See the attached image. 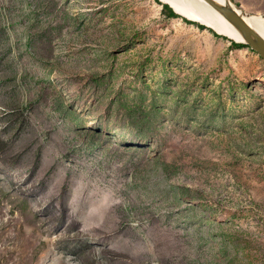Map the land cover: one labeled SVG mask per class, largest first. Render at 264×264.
Segmentation results:
<instances>
[{
  "label": "rangeland",
  "instance_id": "rangeland-1",
  "mask_svg": "<svg viewBox=\"0 0 264 264\" xmlns=\"http://www.w3.org/2000/svg\"><path fill=\"white\" fill-rule=\"evenodd\" d=\"M157 1L0 0V264H264V62Z\"/></svg>",
  "mask_w": 264,
  "mask_h": 264
},
{
  "label": "bare ground",
  "instance_id": "bare-ground-1",
  "mask_svg": "<svg viewBox=\"0 0 264 264\" xmlns=\"http://www.w3.org/2000/svg\"><path fill=\"white\" fill-rule=\"evenodd\" d=\"M167 3L180 16L212 28L219 35L240 42L238 33L220 15L213 11L203 0H160ZM222 1V0H218ZM185 17V18H186ZM245 21L264 38V18L245 17ZM221 32V33H220ZM223 33V34H222Z\"/></svg>",
  "mask_w": 264,
  "mask_h": 264
},
{
  "label": "water",
  "instance_id": "water-1",
  "mask_svg": "<svg viewBox=\"0 0 264 264\" xmlns=\"http://www.w3.org/2000/svg\"><path fill=\"white\" fill-rule=\"evenodd\" d=\"M203 1L213 11H215L218 15H220L226 22H228V24L238 33L241 40L240 42H238V41H235L234 39H230L228 37L226 38L233 41L234 43L246 45L249 49H251L254 53H256L264 62V38L259 33H257L254 29H252V27H250V25L245 21L246 16L250 17L252 15H249L246 12H244L232 0H222L221 2L218 0H203ZM163 4L168 5L167 3H163ZM168 6L172 9L170 5ZM172 11L176 13L174 9H172ZM259 18L261 17L259 16ZM185 19L190 20L188 18H185ZM190 21H193V20H190ZM199 24L207 27L206 25H203L201 23ZM207 28L213 30L210 27H207Z\"/></svg>",
  "mask_w": 264,
  "mask_h": 264
},
{
  "label": "trees",
  "instance_id": "trees-1",
  "mask_svg": "<svg viewBox=\"0 0 264 264\" xmlns=\"http://www.w3.org/2000/svg\"><path fill=\"white\" fill-rule=\"evenodd\" d=\"M156 1H157V0H156ZM157 3H159V4L162 6V13H163V14H166L167 17H169V18H177V17H179V15L176 14V13H174V12L172 11V9H171L168 5L163 4V3H160L159 1H157ZM182 16H183V15H182ZM184 17H186V16H184ZM186 18H188V17H186ZM188 19H189V18H188ZM183 20L186 21V22H189V21L185 20L184 18H183ZM197 26H198L199 28H201V29L204 28V26H202V25H198V24H197ZM231 45H232L234 48H241V47H246V48H248L246 45L238 44V43H234L233 41H231Z\"/></svg>",
  "mask_w": 264,
  "mask_h": 264
}]
</instances>
